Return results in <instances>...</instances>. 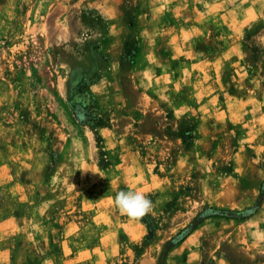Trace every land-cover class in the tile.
<instances>
[{
    "label": "rangeland",
    "instance_id": "1",
    "mask_svg": "<svg viewBox=\"0 0 264 264\" xmlns=\"http://www.w3.org/2000/svg\"><path fill=\"white\" fill-rule=\"evenodd\" d=\"M0 264H264V0H0Z\"/></svg>",
    "mask_w": 264,
    "mask_h": 264
},
{
    "label": "clouds",
    "instance_id": "2",
    "mask_svg": "<svg viewBox=\"0 0 264 264\" xmlns=\"http://www.w3.org/2000/svg\"><path fill=\"white\" fill-rule=\"evenodd\" d=\"M114 201L122 213L134 219L142 218L153 210V201L141 191L121 190L116 193Z\"/></svg>",
    "mask_w": 264,
    "mask_h": 264
}]
</instances>
